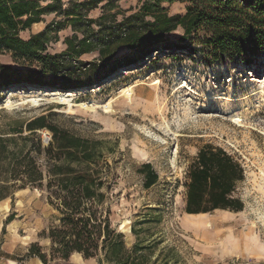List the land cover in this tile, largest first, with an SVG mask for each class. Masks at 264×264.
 Returning <instances> with one entry per match:
<instances>
[{"label":"rangeland","instance_id":"rangeland-1","mask_svg":"<svg viewBox=\"0 0 264 264\" xmlns=\"http://www.w3.org/2000/svg\"><path fill=\"white\" fill-rule=\"evenodd\" d=\"M81 1L61 0V3L63 8L74 11ZM48 2L51 0H40L42 5ZM106 2L110 4V12H118L116 19L120 20L123 14L136 11L143 0H101L88 12V17L97 18ZM163 5L169 14L185 11V3L178 0ZM41 18L20 31L19 36L28 39L64 16L50 12ZM93 28L97 29L96 25ZM182 33L178 27L167 34L169 44L185 43L180 40ZM72 34L66 24L57 30L51 28L46 52L63 51L64 38ZM205 50L198 43L190 44L186 50L158 47L125 67L138 66L137 74L123 75L124 69L118 67L119 70L112 69L103 78L111 65L133 58V50L120 47L110 63H98L82 77V80L94 77L102 81L90 82L83 87L85 91L81 95H75V102H87V106H74L72 112L47 94L53 90L67 93L76 89L23 83L0 86L3 131L47 114L48 122L96 142L102 160L110 165L107 174L114 193L110 202L113 224L125 235L127 247L131 248L135 242L151 246L143 252L148 257L145 264H264V177L259 174L260 170L264 171V56L247 67L210 60ZM97 57L96 52H90L82 54L79 60L93 62ZM0 63L23 74L28 69L24 58L16 59L9 52H0ZM50 78L51 75L44 76V80ZM154 79L160 81L157 90L151 85ZM140 82L143 84L134 86L128 96L122 94L128 85ZM252 89L255 95H250ZM9 91L15 92L10 95ZM211 95L219 98L206 100ZM32 96L40 99L38 104L20 103L21 98ZM7 98L12 107L5 106ZM107 102L110 109L104 110L102 106ZM158 104L162 115L155 109ZM232 116L241 117L242 125L232 122ZM37 133L43 145L51 139L48 129ZM206 143L223 147L242 162L245 179L235 194L243 207L239 211L207 212L203 225L197 226L185 216L183 183L187 166ZM145 163H150L158 176L149 188L143 186ZM11 214L13 219L5 223ZM55 215L45 192L38 188L28 186L16 190L13 198L1 200L0 264H43L27 252L31 242L48 244L40 234ZM59 264H98V261L74 253L68 263Z\"/></svg>","mask_w":264,"mask_h":264},{"label":"trees","instance_id":"trees-1","mask_svg":"<svg viewBox=\"0 0 264 264\" xmlns=\"http://www.w3.org/2000/svg\"><path fill=\"white\" fill-rule=\"evenodd\" d=\"M100 1L83 0L71 11L62 7L61 0L45 5L40 0H0V52L28 62L24 74L0 63V86L23 83L61 89L87 87L102 78L82 77L98 63H110L120 47L133 50V58L111 65L103 78L112 69L136 63L158 47L186 50L198 43L205 47V56L210 60L247 67L264 56V0H178L185 3V11L175 14H169L163 2L177 0H143L136 11L123 14L120 20L116 19L118 12H110L106 2L97 18L88 17ZM50 12L62 14L63 20L48 24L28 39L19 36L20 31ZM61 23L69 25L73 34L64 38L63 51L48 53V33L51 28L60 29ZM178 27L183 32L180 40L185 43L169 44L167 34ZM90 52L97 53L95 61L79 60ZM45 75L51 78L44 80ZM48 116L37 115L7 130L0 129V201L13 198L16 190L29 186L44 191L56 211L54 220L40 234L48 244L31 242L27 254L43 264L68 263L74 253L85 259L96 258L98 264H145L148 257L143 252L151 246L135 242L127 247L125 235L113 224L110 202L114 193L107 174L110 165L102 160L98 145L48 122ZM44 128L51 133L46 145L37 133ZM143 169V186L149 188L158 176L150 163H145ZM244 179L245 168L236 155L221 146L204 144L185 172L184 211L197 214L216 209L241 210L243 203L235 190ZM12 219L13 214L5 223Z\"/></svg>","mask_w":264,"mask_h":264},{"label":"bare ground","instance_id":"bare-ground-1","mask_svg":"<svg viewBox=\"0 0 264 264\" xmlns=\"http://www.w3.org/2000/svg\"><path fill=\"white\" fill-rule=\"evenodd\" d=\"M124 71H122L121 73H123V75H134L137 74L140 71V68L138 66L136 67H131V68H123ZM139 84H143V82L141 83H134V84H130L128 85L126 88H124L122 90V94L128 96L129 93L131 92L132 88L134 86H139ZM152 86H154V89L157 90V88L160 85V81L158 79H154L153 83L151 84ZM184 85H179L176 89L179 90L181 87H183ZM85 91L84 88H80V89H76L75 91H68L67 93H62L59 92L57 90H53L48 92L47 95L51 96L52 99H54V101L60 103V104H64L67 106V111L72 112L73 111V107L74 106H80V107H86V103L87 102H75L74 101V97L75 95H81L83 92ZM15 91H9L8 93H10V95L14 94ZM256 92L252 89V91L250 92V95H255ZM219 98L217 95H211L206 97V100H215ZM23 101L20 102L21 104H24L26 102H31L32 104H38L39 100L37 97L32 96L29 99L24 100L23 98H21ZM156 99V97H155ZM238 100V99H237ZM89 103V102H88ZM90 103L94 106H97V102L95 101H90ZM5 106L6 107H12V102L10 101V98H7L5 100ZM110 102H107L106 104H104L102 107L104 108V110H109L110 109ZM155 109L158 111V113L160 115L163 114L161 105L158 104L157 107H155ZM238 115V114H237ZM241 117L239 116H232V122L236 123L238 126L242 125V120L240 119ZM244 126V125H243ZM260 169V168H259ZM259 174L261 177H264V171L260 170ZM217 210V209H216ZM225 211V210H222ZM208 213H197V214H189V213H185V216L189 219H191V224L192 225H197V226H201L203 225V223L205 222V218L207 216Z\"/></svg>","mask_w":264,"mask_h":264},{"label":"built area","instance_id":"built-area-1","mask_svg":"<svg viewBox=\"0 0 264 264\" xmlns=\"http://www.w3.org/2000/svg\"><path fill=\"white\" fill-rule=\"evenodd\" d=\"M43 136H44L45 138L49 139V136H48L47 134L43 133Z\"/></svg>","mask_w":264,"mask_h":264},{"label":"water","instance_id":"water-1","mask_svg":"<svg viewBox=\"0 0 264 264\" xmlns=\"http://www.w3.org/2000/svg\"><path fill=\"white\" fill-rule=\"evenodd\" d=\"M154 50H156V49H153L152 51H154Z\"/></svg>","mask_w":264,"mask_h":264}]
</instances>
